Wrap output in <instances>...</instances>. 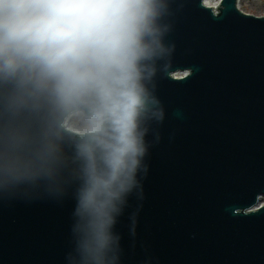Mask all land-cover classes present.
<instances>
[{
  "label": "clouds",
  "instance_id": "clouds-1",
  "mask_svg": "<svg viewBox=\"0 0 264 264\" xmlns=\"http://www.w3.org/2000/svg\"><path fill=\"white\" fill-rule=\"evenodd\" d=\"M173 0H0V203L67 209L59 264H148L122 227L163 118Z\"/></svg>",
  "mask_w": 264,
  "mask_h": 264
},
{
  "label": "water",
  "instance_id": "water-1",
  "mask_svg": "<svg viewBox=\"0 0 264 264\" xmlns=\"http://www.w3.org/2000/svg\"><path fill=\"white\" fill-rule=\"evenodd\" d=\"M238 1L171 4L163 118L122 222L148 264H264V16ZM66 216L45 201L0 203V264H59Z\"/></svg>",
  "mask_w": 264,
  "mask_h": 264
},
{
  "label": "rangeland",
  "instance_id": "rangeland-1",
  "mask_svg": "<svg viewBox=\"0 0 264 264\" xmlns=\"http://www.w3.org/2000/svg\"><path fill=\"white\" fill-rule=\"evenodd\" d=\"M238 7L246 13L264 16V0H239ZM262 200L264 201V197Z\"/></svg>",
  "mask_w": 264,
  "mask_h": 264
},
{
  "label": "snow or ice",
  "instance_id": "snow-or-ice-1",
  "mask_svg": "<svg viewBox=\"0 0 264 264\" xmlns=\"http://www.w3.org/2000/svg\"><path fill=\"white\" fill-rule=\"evenodd\" d=\"M224 5L222 4L221 7H223Z\"/></svg>",
  "mask_w": 264,
  "mask_h": 264
}]
</instances>
